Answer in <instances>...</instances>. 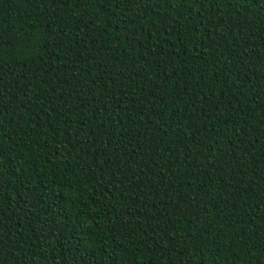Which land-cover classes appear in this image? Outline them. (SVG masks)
Returning <instances> with one entry per match:
<instances>
[{
    "label": "trees",
    "instance_id": "obj_1",
    "mask_svg": "<svg viewBox=\"0 0 264 264\" xmlns=\"http://www.w3.org/2000/svg\"><path fill=\"white\" fill-rule=\"evenodd\" d=\"M0 264H264V0H0Z\"/></svg>",
    "mask_w": 264,
    "mask_h": 264
}]
</instances>
